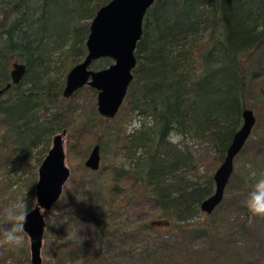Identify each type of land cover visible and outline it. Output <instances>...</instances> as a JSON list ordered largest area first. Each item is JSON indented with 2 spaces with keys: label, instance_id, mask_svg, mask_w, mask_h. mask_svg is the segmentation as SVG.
I'll return each mask as SVG.
<instances>
[{
  "label": "trees",
  "instance_id": "trees-1",
  "mask_svg": "<svg viewBox=\"0 0 264 264\" xmlns=\"http://www.w3.org/2000/svg\"><path fill=\"white\" fill-rule=\"evenodd\" d=\"M109 1L0 0V90L11 82L13 63L25 66L21 82L10 85L0 100V171L14 166L17 159H29L34 164L30 170L39 167L51 138L62 131L76 132L67 151L85 170L83 161L94 145L104 154L102 138L107 136L114 151L100 192L101 204H92L84 193L88 182L74 173L58 202L44 215L49 224L54 221L46 236L50 261L72 264L85 257L82 248L68 238L69 223L90 219L99 210L101 228L86 230L83 239L108 240L120 229L118 210L133 204L131 209L141 205L146 211L137 218L131 234H180L174 245L164 246L154 263L202 264V251L195 252L188 244L202 242L210 252L218 250L214 245L221 246L212 225L201 219L205 214L199 206L213 193L211 177L241 126L247 88L264 78V0L153 3L144 14L131 84L116 115L143 117L141 130L132 135L120 134L117 127L100 134L95 120H111L98 117L95 104L87 114L74 118L76 98L84 91L94 95V90L83 87L67 100L61 97L68 70L86 55L88 26ZM110 64L100 59L91 69L98 71ZM170 132L182 134L183 150L169 142ZM88 137L95 141L84 146ZM255 154L264 160L263 141L258 142ZM116 157L123 161L117 163ZM234 179L231 174L227 186ZM123 182L130 184L127 193L120 186ZM26 197L30 211L33 181ZM242 210L243 232L250 214L247 208ZM3 246L6 257L21 262L13 247Z\"/></svg>",
  "mask_w": 264,
  "mask_h": 264
},
{
  "label": "rangeland",
  "instance_id": "rangeland-1",
  "mask_svg": "<svg viewBox=\"0 0 264 264\" xmlns=\"http://www.w3.org/2000/svg\"><path fill=\"white\" fill-rule=\"evenodd\" d=\"M263 80L264 78H260V80L253 83L251 87H248L245 95V108L252 111L255 125L251 130L250 137L245 143L246 145L233 161L234 167L232 174L235 179L226 187L227 189L224 192L222 202L215 212H212L210 215H204L203 218H201L212 225L213 231L216 233V239H219L221 246L217 248L214 245L213 249L218 250L216 252H210L202 242L196 241L188 244L189 247L193 248V251H202L204 258L202 264H264V224L262 220H260V218H253L250 222L248 218L249 223L245 221V229L243 232L240 230L241 221H244V211L242 208H246L244 206V201L247 192L254 183L251 172L255 171L258 175L264 173V160L257 159V154H255V147L258 145V142H264ZM95 102V94L92 95L88 91L81 93V95L76 98V103L74 104V106L78 107V112H76L74 118L79 116V114L81 117L83 112L87 114L91 108V104H95ZM118 112L115 114V118L108 123L95 120V123L101 128L100 134L103 133L107 135L108 133H112L110 131L117 127L120 134L126 135L127 126L137 118L135 116L126 118L124 113H122V117L119 118L116 116ZM75 126H73L72 129L77 131L79 127ZM74 136H76V132L65 134L62 137V141H64L63 150L65 152L64 163L71 173L70 178L72 174L75 173L81 174L83 178L86 179L88 183H86L87 187L84 193L88 196L87 198L92 200V204H101L102 194H100V192H102V186L106 184L105 173H107V165L110 162L109 160L113 157L112 152L114 149L107 143V136H104L102 138V150L104 154L102 155L99 153L100 164L98 169L94 172H90L87 169L82 170V168L78 166V159H76L72 153L68 154L67 151L68 148L71 147L73 141L71 138L74 139ZM94 141V137H88L83 140V144L87 146ZM113 160L117 163L123 161L118 157ZM13 165L14 166H7L4 171H0V219H4L2 215L3 208L20 196H27L30 181H33L35 184L37 180L36 172L38 167L34 170H30V167L34 164L29 159L26 161L17 159L14 161ZM16 180L18 181L17 184H15ZM99 183L102 184L99 186ZM64 186L62 191L65 188ZM120 186L123 188V193H127L130 188V184L125 182L121 183ZM34 203L35 197L31 208L34 206ZM126 205L119 209L117 213V223H115L119 225V231L114 237L108 238V240H103V238L102 240L92 238L90 241L83 239L86 230L89 229L92 232H97L101 228L99 210H96L94 216L90 219L81 222H76L74 220L69 223V230H67L68 238L71 239L74 244L82 248L85 254V257L77 259L76 262L72 264H158L154 263V261H157L156 258H158V254L162 251L164 246L174 245V243L179 240L180 234L176 231H174V233H152L147 234L146 237L131 234L132 229H134L137 224V218L140 217L143 211H146V208L140 205L139 208L131 209L133 204L129 205V207H126ZM46 214L47 213L44 215ZM53 223V220L50 224L45 220V230L40 250L42 264L51 262L48 247L49 241L46 236L49 231L48 228L50 225H53ZM258 241L262 242V245L259 244ZM28 245L29 241L24 234L23 245L19 248H13V253L16 255L15 257L21 260V262H18L17 260L6 257L3 241L0 240V264H30ZM258 249L261 251V254L258 253ZM230 252H235L236 255H232ZM51 263L55 264V262Z\"/></svg>",
  "mask_w": 264,
  "mask_h": 264
},
{
  "label": "water",
  "instance_id": "water-1",
  "mask_svg": "<svg viewBox=\"0 0 264 264\" xmlns=\"http://www.w3.org/2000/svg\"><path fill=\"white\" fill-rule=\"evenodd\" d=\"M156 0H110L101 6L93 16L88 26V36L85 42L86 55L82 61L68 70L64 80L61 97L69 99L83 87L95 91L96 112L102 119L112 120L119 111L126 92L131 84L132 71L136 65L134 52L136 44L141 39L142 22L145 12L153 6ZM100 59H107L111 64L101 70H92L91 64ZM10 71V84L0 90V100L10 85H18L23 79L25 66L13 63ZM241 126L227 147L224 158L212 175L213 193L200 204L199 211L210 215L222 202L225 187L233 172V161L246 145L255 125L251 110L243 109ZM65 131L51 138L48 153L39 163L34 184L35 203L25 224V236L29 241V263H41V247L44 234L45 219L41 216V208L45 213L61 197L62 188L70 177L65 162L62 137ZM98 146L94 145L84 167L94 172L100 164Z\"/></svg>",
  "mask_w": 264,
  "mask_h": 264
},
{
  "label": "clouds",
  "instance_id": "clouds-1",
  "mask_svg": "<svg viewBox=\"0 0 264 264\" xmlns=\"http://www.w3.org/2000/svg\"><path fill=\"white\" fill-rule=\"evenodd\" d=\"M143 117L134 119L127 126V133L129 135L141 130ZM169 142L175 144L178 148L183 150V136L182 134L170 132ZM251 167V166H249ZM200 172L203 173L204 169L201 168ZM251 177L254 183L251 185L250 190L247 192L244 206L250 214V222L253 218L264 219V173L259 175L253 171ZM41 216L44 218L45 209L41 208ZM30 214L28 198L20 196L12 201L2 210L4 223L0 224V233L3 235V243L13 248H19L24 243L25 224L27 217Z\"/></svg>",
  "mask_w": 264,
  "mask_h": 264
}]
</instances>
